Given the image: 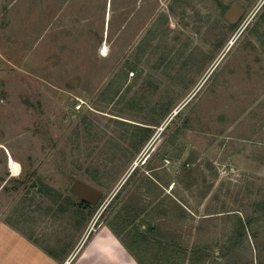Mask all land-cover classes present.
Masks as SVG:
<instances>
[{
	"label": "rangeland",
	"instance_id": "374dc122",
	"mask_svg": "<svg viewBox=\"0 0 264 264\" xmlns=\"http://www.w3.org/2000/svg\"><path fill=\"white\" fill-rule=\"evenodd\" d=\"M0 223L15 264L103 224L145 263L264 264V0H0Z\"/></svg>",
	"mask_w": 264,
	"mask_h": 264
},
{
	"label": "crops",
	"instance_id": "0c3cea01",
	"mask_svg": "<svg viewBox=\"0 0 264 264\" xmlns=\"http://www.w3.org/2000/svg\"><path fill=\"white\" fill-rule=\"evenodd\" d=\"M1 224V223H0ZM4 225V224H1ZM8 229H14L10 226L4 225ZM142 231L152 230L155 227L146 226V223L141 227ZM15 234H22L15 232ZM123 233H118L116 230L111 227H107L106 224H103L98 232L88 241L87 245L82 249V254L77 255V260L74 264H152L149 263V259L147 262H143L140 257L136 253V248L127 243L126 238L122 235ZM133 239L138 238L136 233H133ZM24 237V236H23ZM132 239V237H129ZM132 241V240H131ZM30 245L35 246L36 244L33 241H29ZM135 244V242H134ZM36 247V246H35ZM175 250V247H172ZM171 249V248H170ZM172 250V249H171ZM144 252V251H143ZM175 251H172V256H167L169 259L173 261H179L181 258L178 257V254ZM80 255V256H79ZM4 258L0 257V264H15L6 261V254H4ZM70 256V254L66 257L65 260ZM147 256V254H146ZM64 260V262H65ZM60 261H57V264ZM63 262V263H64ZM158 261H156L157 263Z\"/></svg>",
	"mask_w": 264,
	"mask_h": 264
},
{
	"label": "water",
	"instance_id": "95a60500",
	"mask_svg": "<svg viewBox=\"0 0 264 264\" xmlns=\"http://www.w3.org/2000/svg\"><path fill=\"white\" fill-rule=\"evenodd\" d=\"M245 14V9L238 4H233L224 14V19L232 26H236ZM70 193L74 197L89 204L96 206L103 197V192L96 189L92 185L73 179V185L70 188Z\"/></svg>",
	"mask_w": 264,
	"mask_h": 264
},
{
	"label": "trees",
	"instance_id": "16d2710c",
	"mask_svg": "<svg viewBox=\"0 0 264 264\" xmlns=\"http://www.w3.org/2000/svg\"><path fill=\"white\" fill-rule=\"evenodd\" d=\"M231 27H233V26H231ZM139 62H140V60L139 61H137L132 67H130L129 68V72H132V73H137V78H135L134 79V81L136 82L139 78H140V76H139V72L137 71L138 70V64H139ZM137 79V80H136ZM129 90H127V92H128ZM138 127H140V130H141V132L143 133V135L146 137V139L149 137V135H150V128H148V127H142V126H138ZM143 141V140H142ZM98 183V182H97ZM120 196H121V192H119L115 197H114V201H118L119 200V198H120ZM113 201V203L109 206V208L110 207H114L115 206V203L116 202H114ZM68 203L70 204V205H73L72 204V202L71 201H68ZM82 205H83V207L86 209V210H89L90 208H91V206L89 205V204H87V203H85V202H83L82 201ZM112 207V208H113ZM83 213H85V210L83 211ZM84 215V214H83Z\"/></svg>",
	"mask_w": 264,
	"mask_h": 264
},
{
	"label": "built area",
	"instance_id": "2783aa9c",
	"mask_svg": "<svg viewBox=\"0 0 264 264\" xmlns=\"http://www.w3.org/2000/svg\"><path fill=\"white\" fill-rule=\"evenodd\" d=\"M236 38V37H235ZM77 252H75V254H76ZM71 261H72V258H70L67 262H66V264H71Z\"/></svg>",
	"mask_w": 264,
	"mask_h": 264
},
{
	"label": "bare ground",
	"instance_id": "6f19581e",
	"mask_svg": "<svg viewBox=\"0 0 264 264\" xmlns=\"http://www.w3.org/2000/svg\"><path fill=\"white\" fill-rule=\"evenodd\" d=\"M232 44V43H231ZM74 256H75V254H74Z\"/></svg>",
	"mask_w": 264,
	"mask_h": 264
}]
</instances>
